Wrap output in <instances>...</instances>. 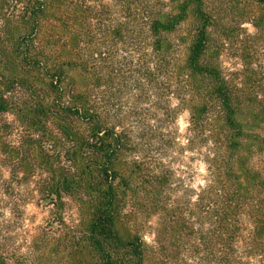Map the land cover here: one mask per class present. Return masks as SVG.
Masks as SVG:
<instances>
[{"label":"trees","instance_id":"obj_1","mask_svg":"<svg viewBox=\"0 0 264 264\" xmlns=\"http://www.w3.org/2000/svg\"><path fill=\"white\" fill-rule=\"evenodd\" d=\"M178 109L188 196L159 159ZM4 114L0 264H264V0H0ZM34 195L49 218L19 245Z\"/></svg>","mask_w":264,"mask_h":264},{"label":"rangeland","instance_id":"obj_2","mask_svg":"<svg viewBox=\"0 0 264 264\" xmlns=\"http://www.w3.org/2000/svg\"><path fill=\"white\" fill-rule=\"evenodd\" d=\"M249 33L254 30L250 24H245L243 26ZM179 53L184 54V47H179ZM225 55L222 57L223 66L226 68H239V64L233 63ZM171 106H176V100H171ZM175 122L172 124L171 131L174 133V142L171 148L165 150L164 154L159 157L161 162L165 164L172 172L173 178L179 179L181 181V191H186L191 194L192 189H196L198 186L204 184V178L206 175L205 162L197 152H192V150L187 148V125H188V112L183 109H178L175 114ZM8 125L9 127L5 131L2 126ZM3 130L4 141L7 144L16 145L19 140L18 124L11 114L0 115V130ZM10 177L9 168L4 162V157L0 152V185L7 181ZM29 189L32 186H28ZM180 194V193H179ZM188 196V194H187ZM0 198L2 194L0 193ZM37 203V197L34 195L32 199L28 200L22 209V218L20 221V227L16 228V244L24 245L27 242L29 235L34 232L37 226L44 223V220L49 218V210L51 207L44 203ZM0 212H3V219H8L11 217L9 213V208L4 205ZM64 217L68 223L77 222V211L73 204H70L65 209ZM1 218V219H2ZM158 217L156 215H151L144 222V228L142 227L141 234L148 245H152L155 238V230L157 228ZM25 252L24 247L20 250Z\"/></svg>","mask_w":264,"mask_h":264}]
</instances>
